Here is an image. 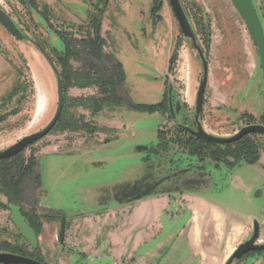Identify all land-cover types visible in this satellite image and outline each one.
Here are the masks:
<instances>
[{"label":"rangeland","instance_id":"1","mask_svg":"<svg viewBox=\"0 0 264 264\" xmlns=\"http://www.w3.org/2000/svg\"><path fill=\"white\" fill-rule=\"evenodd\" d=\"M162 1V8L155 12L157 19H153L152 0H0V5L25 35L23 40H17L0 24V117H5L0 121V150L42 129L56 108V76L34 42L42 43L53 57V48L60 50L63 45L55 31L70 32L77 39L70 41L79 43L86 26L81 22H87L98 12L102 35L108 40L104 51L113 53L124 69L125 86L120 87V96L131 104H152L162 99L167 88L183 103V118L180 119L189 126L202 64L190 40L183 37L168 0ZM181 2L208 62L201 120L203 129L207 133L227 137L242 126L264 120V80L259 53L239 11L231 0ZM253 3L264 30V0H253ZM79 48L81 60L70 58L73 69L89 66L90 57L82 51L81 45ZM57 68H60L58 64ZM14 88L16 92L9 96ZM96 92L95 86L67 85L60 125L23 150V158L26 160L32 155L37 165L32 174L22 180V194L18 201H10L0 190V245H25L10 219L9 204L17 203L29 218L39 217L41 227L37 236L40 255L47 264H79L83 260L81 253H67L60 248L59 213L70 216L89 212L99 208L100 204L103 206L102 203L92 202L95 197L90 188L93 186L102 187L101 199L110 187L121 185L123 188L122 184L127 182H135V192L142 187L150 190V183L154 180L182 169L186 172L176 175L183 188L195 186L186 185L192 183V179H203L204 184L208 183L207 186L202 185L204 188L211 187L212 179H219L217 182L226 195L234 191L242 196L247 207L245 213L255 214V219L259 221V243H264V136H250L254 146L259 147L258 161L236 165L229 170L227 178L224 176L225 179H221L219 172L226 168L221 164V169H216L213 160L204 158L208 150L200 149L192 153L188 148L182 150L171 142L173 137L184 136L178 132V122L164 114L165 109L148 113L125 104H106L99 112L91 113L75 102V99H83ZM161 106L163 108L164 105ZM65 121H71L72 125L66 129L61 127ZM116 122L122 127L117 128ZM84 123L95 130L82 128ZM158 131H162L166 142L163 150L153 153L134 151L136 145L154 146ZM81 142L85 147L81 148L82 151L91 152L77 153L79 159L75 161L66 155L57 159L43 157L49 153L61 154L68 146ZM120 154L124 156L118 157ZM145 158H149L153 171L148 182L142 181L148 166ZM35 174L40 175L38 183ZM233 184L235 189H232ZM126 190H119L115 195L118 201L124 200ZM257 190L261 191L259 196L256 195ZM173 194L178 200L180 196ZM136 202L122 206L121 212H133ZM110 206L118 205L111 202ZM121 212L118 214L120 217ZM198 220L197 216L193 224H197ZM168 221L164 216L165 227ZM71 222L70 218L65 221L64 237L71 230L68 229ZM214 223L215 229L210 237L213 249L203 248L197 254L199 264H222L215 257L223 230L219 221L215 219ZM244 223L250 234L252 217L245 216ZM82 227L87 234L93 233V228H89L87 223H82ZM241 230V227L233 229L231 240ZM106 232L107 228L100 229L97 238H104ZM230 243L234 245V241ZM26 249L31 251L27 246ZM188 256L183 238L152 264H177L181 257ZM85 261L96 264L106 259L93 256ZM232 264H264V252L246 256Z\"/></svg>","mask_w":264,"mask_h":264},{"label":"crops","instance_id":"2","mask_svg":"<svg viewBox=\"0 0 264 264\" xmlns=\"http://www.w3.org/2000/svg\"><path fill=\"white\" fill-rule=\"evenodd\" d=\"M116 123L117 128L122 127L120 123ZM81 144L82 142L68 146L61 154L49 153L43 157L57 159L66 155L75 161L79 159L77 153L91 152V150L86 152L85 149L82 151L81 148L85 147ZM122 156L124 154L118 155V157ZM129 183L122 184L123 188L121 185L110 187L102 199V187L99 185L91 187V193L95 197L92 202L102 203L103 206L100 204L99 208L89 212L66 215V222L69 218L72 221L68 228L71 230H68L69 234L64 237L60 248L67 253L77 251L82 257L90 260L93 256L102 257L106 259L104 264H152L174 247L177 241L184 238L190 256L181 257L177 264H188L191 261V264H199L197 254L203 248L209 251L213 249L210 243L213 241L210 237L212 230L215 229L216 219L220 222L223 237L219 242L215 258L223 264L248 233L244 217H252L253 214L245 213L247 207L243 203L242 196L236 195L234 191L227 195L222 193L220 198L210 199L201 193H184L178 200L173 197L174 194L157 192L137 200L133 212L124 214L121 212L122 206L128 203L124 200L118 201L115 195L119 190H126ZM232 186H234L232 189H235V185ZM111 202H115L118 206L111 207ZM119 211L121 217L118 216ZM195 213L199 217L197 224H193L197 218ZM164 216L169 219L166 227L163 224ZM82 223H87L89 228H93L91 235L85 232ZM240 227L242 228L240 233L231 240L232 230ZM103 228H107L106 235L99 239L96 234ZM162 234L164 235L160 237L159 235ZM233 241L234 245L230 243Z\"/></svg>","mask_w":264,"mask_h":264},{"label":"trees","instance_id":"3","mask_svg":"<svg viewBox=\"0 0 264 264\" xmlns=\"http://www.w3.org/2000/svg\"><path fill=\"white\" fill-rule=\"evenodd\" d=\"M158 8L159 6L156 4L154 10ZM45 13L46 12H44L43 16L48 23L49 19ZM83 28L84 34L80 39H78L79 43L70 41V39H73V41L77 40L72 36V33L59 30L55 31V34H57L63 45L60 50L53 48L52 59L55 62V65L57 66L58 64L60 67L58 70L62 80L64 102L66 101L65 89L67 85H74L77 87L95 86L97 88V92L95 94L86 96L83 99H75L77 104L88 109L91 113L99 112L106 104H125L136 110L148 113L159 111L161 104H131L127 102L128 100L120 96L119 89L125 82L124 69L122 63L117 60L112 53L104 51L106 41L100 33V20L98 17H93ZM79 44L82 46V51L90 57L89 66L73 69L70 64V58H75L77 61L81 60ZM15 92L16 89L14 88L8 93V95L11 96ZM63 115L64 111L62 109L61 115L54 127L60 125L63 120ZM3 118L5 117H0V121ZM260 123L264 125V120H261ZM71 125V121H65L61 127L66 129ZM81 127L84 129L86 128L89 131L95 130L87 123L82 124ZM250 136L252 135H247L233 144L224 146L185 136H178V138L174 137L172 138V142L182 146L183 148H188L192 153L197 152L200 149L208 150V152L203 155L204 158L210 157L214 160H225L224 156L228 154L235 158L236 162L244 161L246 163H254L258 159L259 153L257 147L254 146L253 141L250 139ZM163 137L164 136H162L161 133L158 134L160 141H164ZM22 153L23 151L11 158L0 160V190L9 197L10 201L19 200L22 194V180L32 174L33 168L37 165L35 157L30 155L25 160ZM35 180L37 183L40 182L39 174H35ZM21 212L37 235L40 232L41 227L39 217L35 215L33 219L29 218L22 208ZM45 217L51 219L53 218V216ZM0 251L26 254L24 247L16 245L12 246L7 243L3 244V246L0 245Z\"/></svg>","mask_w":264,"mask_h":264},{"label":"water","instance_id":"4","mask_svg":"<svg viewBox=\"0 0 264 264\" xmlns=\"http://www.w3.org/2000/svg\"><path fill=\"white\" fill-rule=\"evenodd\" d=\"M172 12L180 26L183 37L190 40V45L193 49H195L202 62V76L199 81L198 89L196 92L195 99V107H194V129H189V131L195 136L205 139L207 141H211L217 144H227L232 143L234 141L239 140L244 135L257 133L264 136V125L253 123L248 124L242 127L237 133L223 137L217 136L210 133H207L203 130L202 125L199 119L202 117V109H203V96L204 90L207 80V60L205 55L202 52L200 45L197 43V37L195 31L193 30L192 24L185 12V9L182 5L181 0H168ZM233 5L239 11L242 16L253 40L257 47L259 53V63L262 72V78L264 80V30L259 18V15L256 11L253 0H231ZM0 24L17 40H23L25 38L24 33L17 26L15 21L11 18V16L0 6ZM34 45L37 49L46 57L52 71L56 76V91H57V104L54 111L53 116L49 120V122L39 131L31 133L22 137L20 140L15 142L14 144L6 147L5 149L0 150V160L8 159L16 154L22 152L29 145L35 143L40 140L42 137L46 136L52 128L57 123L64 104V92L62 87V80L59 74V70L55 65L53 59L42 46L39 41H35ZM147 149L145 145H136L134 147V151L142 152ZM144 195L136 194L124 199L125 203L137 201L143 198ZM10 210V219L25 241L32 247V249L37 248L38 239L33 228L28 224L25 217L21 212V208L19 205L15 203L9 204ZM65 221L66 215H61V222L59 228V239L63 241L64 233H65ZM259 232V224L256 220L253 221V232L252 235L247 238L244 242L240 243L235 250L230 254V256L225 260L223 264H232L234 261H237L243 254L251 251V250H263L264 243L262 244H254L257 240ZM0 264H46L39 260H36L32 257L21 255L9 251H0Z\"/></svg>","mask_w":264,"mask_h":264},{"label":"flooded vegetation","instance_id":"5","mask_svg":"<svg viewBox=\"0 0 264 264\" xmlns=\"http://www.w3.org/2000/svg\"><path fill=\"white\" fill-rule=\"evenodd\" d=\"M109 0H107V2H108ZM156 4H158V6H159V8L158 9H156V10H154V8H155V5ZM168 4H169V2H168ZM1 6V5H0ZM162 6H163V1L162 0H152V6H151V14H152V16H153V19L155 18V19H157V17L155 16V12H159V10L162 8ZM169 6H170V4H169ZM2 7V6H1ZM3 8V7H2ZM4 9V8H3ZM170 9H171V7H170ZM5 10V9H4ZM6 11V10H5ZM171 11H172V9H171ZM7 12V11H6ZM173 13V12H172ZM158 14V13H157ZM156 14V15H157ZM174 15V14H173ZM159 16V15H158ZM93 17H98V19L100 20V33H101V35H102V32H101V18H100V16H99V12L96 14V15H94V16H92L87 22H81V23H88ZM175 17V16H174ZM176 19V18H175ZM159 20H160V18H159ZM177 21V20H176ZM80 22V21H79ZM178 23V22H177ZM179 26V25H178ZM179 28H180V26H179ZM180 31H181V29H180ZM182 33V32H181ZM183 35V34H182ZM102 37H104L103 35H102ZM104 39H105V41H108L107 40V38H105L104 37ZM198 43V42H197ZM43 46V45H42ZM44 47V46H43ZM202 49V48H201ZM46 50V49H45ZM202 52H203V50H202ZM198 53V52H197ZM113 54V53H112ZM204 54V53H203ZM199 55V54H198ZM205 55V54H204ZM200 57V56H199ZM52 58V57H51ZM200 60H201V58H200ZM207 60V59H206ZM55 63V62H54ZM201 64H202V62H201ZM261 68V67H260ZM166 74V73H165ZM202 76V75H201ZM201 76H200V78H201ZM200 78H199V81H200ZM166 80V79H165ZM207 80H208V62H207ZM207 80H206V85H205V90H206V86H207ZM166 82V81H165ZM165 85H166V83H165ZM199 85V84H198ZM124 86H125V82H124ZM197 89H198V87H197ZM126 90V89H125ZM205 90H204V94H205ZM197 92V91H196ZM163 94V93H162ZM166 94V97H164V95ZM195 99H196V97H195ZM203 101H204V96H203ZM152 104H161V105H164L163 106V108H162V106H160L161 108L160 109H165V113L164 114H167L168 115V117L171 119V120H173V121H177L178 122V124H177V128H178V132H180L181 134H183V136H185V137H192V138H196V139H199V140H204V141H206V142H208V143H212V144H216V145H221V146H224V145H230V144H233V143H235V142H237V141H239L240 139H242L243 137H245V136H247V135H260V134H257V133H253V134H247V135H244L242 138H240L239 140H237V141H234V142H232V143H227V144H217V143H214V142H211V141H207V140H205V139H202V138H199V137H197V136H195L194 134H192L190 131H189V129H194V125H193V122H194V112H193V116H192V118L190 119V123H189V126H187L186 125V123L185 124H183V122L181 121V119L180 118H183V103L182 102H180L172 93H171V91H168V89L166 88V91H165V93L162 95V99L159 101V102H157V103H152ZM194 107H195V104H194ZM160 111V110H159ZM152 113H157V111H155V112H152ZM202 117H203V109H202ZM202 117L199 119V121H200V123H201V120H202ZM258 124H261L260 122H257ZM251 124H253V123H251ZM202 125V124H201ZM263 125V124H262ZM246 126V125H245ZM242 127H244V126H242ZM242 127H240V129L242 128ZM189 128V129H188ZM203 128V127H202ZM239 129V130H240ZM204 130V129H203ZM238 130V131H239ZM205 131V130H204ZM237 131V132H238ZM206 132V131H205ZM236 132V133H237ZM159 133H161V135H162V131H158L157 132V143L153 146V145H145V146H147V149L146 150H144V151H142V152H157V151H161V150H163V147H164V145H165V140L164 141H160V139L158 138V134ZM235 134V133H234ZM262 136V135H261ZM174 138V137H173ZM176 138V137H175ZM171 141V140H170ZM172 142V141H171ZM173 143V142H172ZM173 144H175V143H173ZM175 145H177V144H175ZM179 148H181L182 150H184L185 148H183L182 146H180V145H177ZM257 149H258V153H260L259 152V147H257ZM142 152H140V153H142ZM259 156H260V154H259ZM207 159H209V160H213V162H214V164H215V168L216 169H221V164L226 168V170L225 171H222V172H219V176L218 177H220L221 179H225L224 178V176L227 178L228 177V172H229V170H232L236 165H240L241 163H246V162H244V161H235V158H233L232 156H230V155H225L224 156V159L225 160H214V159H212V158H210V157H206ZM148 159L149 158H145V161L148 163V166H147V170H146V172L143 174V177H142V181L143 182H148V181H150L149 180V177L151 176V174L153 173V171H152V168H151V163L150 162H148ZM258 159H259V157H258ZM258 159H257V161H258ZM255 163V162H254ZM254 163H248V164H254ZM208 171V170H207ZM184 172H186V170L185 169H182V170H178L177 172H175L174 171V173L172 172V173H170V174H168V175H165V176H163V177H161L160 179H158V180H154L152 183H150V190L149 189H143V187L139 190V191H137V192H135L134 191V184H135V182H133V183H131V184H129L128 185V187H127V190L125 191V193H126V196L124 197V199L125 198H127V197H130V196H133V195H136V194H141V195H144V196H146V195H148V194H150V193H157V192H165V193H170V194H173V193H177L178 194V196H181L182 194H184V193H201V194H203V195H205V196H208V197H210V198H220L221 197V195H222V193H224L223 192V188L222 187H220L219 186V184H218V182H217V180H219V179H212V183H211V187H208V188H204V186H207L208 185V183H203V179L202 180H198V179H192V183H186V185H190V184H195V186H193V187H185V188H183V186H182V181L180 180L179 181V178H177V176L178 175H176V174H179V173H184ZM209 172L213 175V173L211 172V170H209ZM144 179V180H143ZM230 181H229V183H228V185L230 186ZM185 185V184H184ZM202 185H204V186H202ZM202 186V187H201ZM260 190H257L256 191V195L257 196H259V194H260ZM21 208V207H20ZM60 215H57L58 217H59V220H60V222H61V215H62V213H59ZM65 215V214H64ZM66 218H67V216H66ZM254 220H256L257 222H258V224H259V221L257 220V219H255V214H253V216H252V231H251V233L249 234V231H248V233H247V235L244 237V239H243V241H241V243L242 242H244L247 238H249L251 235H252V232H253V221ZM59 228H60V226H59ZM259 231H260V224H259ZM58 233H59V231H58ZM22 236V235H21ZM24 239V238H23ZM37 239H38V236H37ZM58 241H59V243H60V245L63 243V241H64V239H63V241H60V239H59V236H58ZM24 243H25V245L23 246L24 247V249H25V252H26V254H21V255H26V256H29V257H32V258H34V259H36V260H39V261H41V262H44V263H46L43 259H42V257H41V255H40V249H39V240H38V246H37V248H35V249H32V247L28 244V242L27 241H25V239H24ZM254 244H262V243H259V232H258V237H257V240H256V242L254 243ZM26 246L27 247H29L30 248V250L31 251H28L27 249H26ZM39 254H38V253ZM264 252V249L263 250H251V251H249V252H247V253H245V254H243L237 261H241V259L242 258H244V257H246V256H250V255H252V254H255V253H263ZM81 258H83V260H82V262H80L79 264H88V262H83L84 261V259H86V258H84V257H81ZM47 264V263H46ZM96 264H104V263H100V262H98V263H96Z\"/></svg>","mask_w":264,"mask_h":264}]
</instances>
